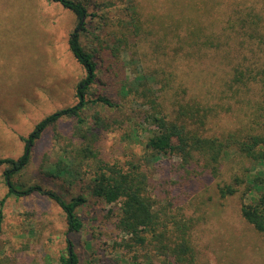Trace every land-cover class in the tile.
<instances>
[{
	"label": "rangeland",
	"instance_id": "obj_1",
	"mask_svg": "<svg viewBox=\"0 0 264 264\" xmlns=\"http://www.w3.org/2000/svg\"><path fill=\"white\" fill-rule=\"evenodd\" d=\"M82 1L87 11L94 15L86 18L80 43L86 51L94 53L97 76L85 97L90 100L105 96L116 104L109 107L88 102L81 111L82 130H92L95 147L102 158L126 166L129 160L139 157L141 160L145 154L142 141L151 125L144 119L152 108L147 98L136 97V92L123 93L122 85L131 83L137 74L148 75L156 69L166 76L168 70L176 71L177 81H171L175 90L179 89L180 83L190 90L193 85L203 90L206 87L216 90L211 101L223 102L224 110L230 107L217 121L220 126L234 127L247 121L251 108L246 102L242 106L233 99L218 97L221 88L218 77L228 67L219 55L221 49L201 48L195 51L196 63L192 64L190 59L176 64L183 60L185 47L180 49L175 45L176 40L172 47H167L166 41H159L160 25L149 16L153 13L163 16L170 0H136L143 13L144 27L156 30L155 34L142 32L139 36L129 32L127 0ZM190 1L193 9L198 6L204 16L202 9L206 5L198 0ZM208 1L209 15L213 19L226 20L228 8L234 5L246 10L253 7L254 11L264 15V0ZM76 23L72 11L51 0H0V157L17 158L24 148L22 137H26L36 123L77 102L75 88L85 70L67 43ZM123 35L128 47L119 42ZM244 51L251 60V52L246 48ZM174 57L177 59L173 60ZM206 66L212 71L218 69V76L212 77L210 84L205 77L199 76V70ZM186 74L191 76L186 79ZM159 86L153 90L154 99L160 93ZM252 89L246 96L258 99L261 87ZM168 103L169 99H166L165 104ZM99 118L109 124L108 129L96 124ZM76 123L75 118L64 117L45 129L32 147L28 165L14 174L13 180L19 188L18 184L22 188L40 184L65 200L83 195L86 201L76 207L82 229L67 234L63 212L45 196L36 193L21 197L9 195L0 204V264H61L60 257L67 255V236L77 255L76 264H166L160 251L154 249V240L143 246L136 244L131 250L124 245L129 236L119 232L113 225L114 215H108L110 211L116 213L119 202L99 201L87 191L85 183L93 164L83 162L82 183L78 180L70 183L69 179L44 173L55 167L59 158L71 155L68 149L78 141L70 136ZM137 126L143 129L139 135L135 134ZM219 129L214 132L220 133ZM230 159L221 158L225 169L219 178L199 172L191 175L193 179L184 172L180 174L176 164L180 159L166 154L160 155L151 166L143 167L155 201L153 208L162 218L160 221L168 227L173 218L185 217L195 222L192 241L197 255L193 264H264V234L257 232L240 214L242 201H248L242 195L243 187L232 195L221 197L218 194V184L230 182L233 173L240 172V166L234 163L238 158ZM4 168L0 165V200L7 192Z\"/></svg>",
	"mask_w": 264,
	"mask_h": 264
},
{
	"label": "trees",
	"instance_id": "obj_2",
	"mask_svg": "<svg viewBox=\"0 0 264 264\" xmlns=\"http://www.w3.org/2000/svg\"><path fill=\"white\" fill-rule=\"evenodd\" d=\"M51 1L72 11L77 19L74 29L69 33L67 43L76 61L84 68L85 75L76 85L75 95L78 100L75 104L60 108L36 123L31 132L22 137L25 142L24 148L17 158L0 157V165L5 166L3 175L7 185L6 195L0 200V204L9 195L21 197L36 193L52 200L61 209L67 234L82 229V220L76 212V207L86 201L83 195L78 194L70 200H65L57 192L40 184H31L24 188L18 184L21 187L19 188L13 180L14 174L28 165L32 147L45 129L61 118L71 117L76 119L77 127L72 130L70 136L77 138L78 141L68 149L71 154L69 157L62 156L55 167L44 173L69 179L70 183L77 180L82 183L83 162L93 164L91 175L85 183L87 191L99 201L119 202L116 213L110 211L108 215L113 214L115 228L129 236L124 243L128 250L136 244L143 246L145 242L151 243L154 240L153 247L157 252L160 251L166 264H193L196 258L197 251L192 241L195 222L185 217L173 218L168 227L166 223L160 221L162 219L160 213L153 208L155 201L150 193L149 179L143 167L151 166L150 164L157 161L162 154L177 156L180 159L176 163L180 174L184 172L192 179L194 176L191 175L198 172L204 176L208 174L211 178L222 177L225 165L221 163V158L237 157L238 161L234 163L240 166V172L235 175L233 173L230 182L218 184V194L221 197L232 195L239 187H243L242 195L246 196L244 199L248 198V201H242L240 214L257 232L264 234V15L254 11L253 7L246 10L234 5L231 9L228 8L226 20L213 19L209 15L211 6L208 5V0H198L206 5V8H201L204 16L200 14L198 6L193 9L190 0H170L167 9L163 11V16L150 14L149 17L154 18L160 25L159 41H166V46L172 47L176 40L175 45L180 46V49L185 47L183 60L175 62L176 64L190 59L192 64L196 63L195 51L201 48L221 49L219 55L226 60L228 67L219 74L221 88L218 97L229 101L233 99L242 106L246 102L251 109L248 110L247 121L234 127L220 126L217 121L223 118L230 107L224 110L223 102L211 101L216 90H210V87L203 90L196 85L190 90L184 87L183 83L175 90L171 87V81H177L176 71L173 69L168 70L167 76L157 69L148 75L137 74L131 83L122 85V91L125 94L136 92V97L147 98L146 101L151 105L152 111L146 113L144 121L148 120L151 130L142 141L145 154L141 160L140 157L129 160L124 166L102 158L95 147L96 140L92 137V130H82L84 119L81 111L88 102L101 103L109 107L116 105L105 96H97L90 100L85 97L90 85L96 81V61L94 53L82 47L80 32L86 29V18L94 14L87 11L82 0ZM125 9L128 15L127 25L132 35L139 36L142 32L156 33L153 27H144L143 13L136 0H127ZM119 42L128 47L125 35L119 38ZM244 48L251 52L253 57L251 60L245 54ZM199 73V76L205 77L210 84V79L218 76V69L212 71L206 66L201 68ZM190 76L186 74L184 77L187 79ZM158 84L160 93L154 99L153 90ZM258 85L261 87L258 99L246 96ZM157 99L160 101L157 102ZM166 99H169L168 105L165 104ZM222 112L223 114H220ZM99 123L104 129H108L109 124H105L101 118L96 122ZM217 128H220V133L214 132ZM140 131L143 129L137 126L135 134L139 135ZM1 221L0 207V226ZM66 242L67 255L60 257V263L76 264L77 255L68 236Z\"/></svg>",
	"mask_w": 264,
	"mask_h": 264
}]
</instances>
